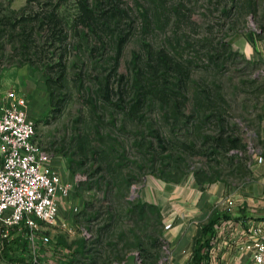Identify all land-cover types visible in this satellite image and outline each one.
Masks as SVG:
<instances>
[{
  "label": "rangeland",
  "instance_id": "obj_1",
  "mask_svg": "<svg viewBox=\"0 0 264 264\" xmlns=\"http://www.w3.org/2000/svg\"><path fill=\"white\" fill-rule=\"evenodd\" d=\"M127 1L138 11L144 6L143 0ZM251 1L257 5L255 14L241 4L225 14L223 6L230 5L231 0L168 2L179 3L181 11H171L172 21L162 34L165 37L176 33L179 38L178 50L190 66L184 91L190 99L182 97L183 114L178 123L159 117L161 109L151 108L144 112L137 126L133 121L123 124L120 117L111 122L108 102H101L99 110L106 114L100 127L101 145L113 143L116 147L112 155L116 175L126 171L137 175L122 190L108 185L106 169L90 174L95 171L89 166L91 162L88 168L73 172L69 155L75 147L64 146L60 140L70 139L85 119H97L86 86L103 74H111L112 83L117 85L119 73L131 65L130 52L141 48L144 40H150L143 30L142 19L137 16L132 27L127 25L130 34L115 70L112 60H106L115 54L111 41L91 53L81 40L82 29L87 28L83 23L75 25L74 21L80 0H0V96L8 88L27 95V110L36 121L41 144L53 153L52 163L62 179L73 185L60 203L57 223L45 225L54 241L72 247L74 256L69 264H193L195 237L215 211L237 215L243 207L249 216L264 215V60L257 55L256 47L257 40L264 36V0ZM52 10L62 18L54 29V23L44 18ZM42 17L46 22L41 31H36ZM24 25L34 29L28 40ZM225 41L232 53L224 50ZM210 51L217 57H210ZM97 58L103 61H96ZM61 69L65 71L62 82L66 84L58 86L53 81ZM79 77L84 82L83 89L78 87ZM206 86L213 87L215 98L208 100L209 107L206 103L201 107L203 112L192 113L198 98H205L206 90L202 88ZM216 109L223 112L221 118L217 114L206 117L212 111L217 112ZM190 113L192 116L188 118ZM147 121L163 129L164 140L159 143L153 137V146L144 153L146 149L136 143L141 134L137 128L143 129L142 124ZM89 125L93 128L92 137L97 140L93 123ZM55 140L58 142L52 143ZM125 148L127 156L122 153ZM141 163L143 166H139ZM100 174L104 178H99ZM165 182L194 185L202 190L203 197L210 189L220 191L211 206L201 208L183 225L189 243L185 240L177 246L170 245L165 236L169 225L166 226L159 207L146 206L144 213L139 209L131 211L138 202H150L142 197L147 187ZM113 204L120 213L117 221L109 214ZM98 212L100 215L95 217ZM113 221L115 224L105 230L104 236L99 235L100 225ZM83 227L90 231L89 237L83 234ZM226 228L223 220L217 222L211 255L205 264H251L245 257L239 263L229 260ZM13 231L12 239L22 233L17 228ZM23 259H28L26 254L19 257L12 251L0 253V264L26 262Z\"/></svg>",
  "mask_w": 264,
  "mask_h": 264
},
{
  "label": "trees",
  "instance_id": "obj_2",
  "mask_svg": "<svg viewBox=\"0 0 264 264\" xmlns=\"http://www.w3.org/2000/svg\"><path fill=\"white\" fill-rule=\"evenodd\" d=\"M137 1V0H136ZM144 6L142 10L138 11L136 7L128 4L127 0H80L79 11L76 15V23H83L87 29H82L81 40L85 43L87 50L91 53H95V50L99 45H104L111 41L115 45V54L111 55L113 66L118 69L120 65L121 56L123 55L124 44L128 40L129 32L126 31V28L132 27L133 22L139 16L142 19L143 30L146 31L147 38L150 40H144L143 46L141 48L133 49L128 58V62L131 63L127 67L126 71L119 73L120 78H118V83L115 86L110 79L111 74H103L101 76H96L95 81H91L90 85L86 86L88 93V100L91 104V110L93 112L97 111V119L93 121H87L85 119L84 125L79 126L75 133L66 139L63 137L60 142L62 145H69L70 148H74L69 155L71 167L73 172L80 171V168L89 165L90 168H93L95 171L90 172H99L101 169H106L108 174V185L113 187H118L122 190L125 189L131 182L133 178H136V174L126 171L125 174L121 173V176L116 175L115 168L113 166L114 157H112L115 146L113 143L107 144L105 147L102 146V141L100 138L103 137V133L100 130L102 123L105 121V112L99 110L101 102L107 105V112L111 115V122H116L120 117L125 124L128 121L137 122L144 115V112L147 109L158 108L161 109L158 112V116L162 118L170 119L172 118L173 124L179 122L182 119V108L181 102L182 97L190 99L184 91L188 85L187 77L189 75V65L185 64L182 59V53L178 50V37L176 33L170 36L163 37L162 32L164 28L172 20L173 12H180V5H169L170 0H143ZM140 4V3H139ZM140 4V5H143ZM241 4L242 7H248L254 14L257 12V5L254 1L246 0L241 3V0H231L230 5L223 6V12L229 13L232 10L234 5ZM136 9V13H135ZM162 14V16H160ZM47 17L48 23H54V27H58L62 23V18L52 10L47 13L44 18ZM43 17L40 19L39 28L36 29L41 31L43 24L46 22ZM129 20V21H127ZM173 23L177 24L175 18H173ZM129 22V23H128ZM264 29V26H262ZM24 35L28 40V36L34 32V29L30 27L28 29L27 25H24ZM103 42V43H102ZM27 42L25 41V44ZM225 49L229 50V53H232L229 43L227 41L223 42ZM90 53L91 58L93 55ZM210 57L215 58V52H209ZM96 61L102 62L101 58H97ZM62 64V62H59ZM64 69V64L62 66ZM61 69L60 74L57 75L56 79L53 82H58V86L66 84L62 82V78L65 74V71ZM80 83L79 88L83 87L82 77H79ZM66 80V79H65ZM55 89V88H54ZM83 89V88H82ZM191 90V89H188ZM202 90H206L205 98H198L197 105L192 113L196 111L197 113L203 112L201 110L202 106L209 107V101H212V98H215L213 93V87L210 86L203 87ZM53 92V91H52ZM219 96V90L217 92ZM216 94V95H217ZM217 95V96H218ZM128 96V98H127ZM116 97V99H114ZM112 103V104H111ZM206 103V104H205ZM116 104V105H113ZM215 108L218 106L213 105ZM100 111V112H99ZM217 112H211L207 114L206 117L213 116L217 114L219 117H222L223 112L221 109H216ZM120 114V115H119ZM192 114L188 115L190 118ZM153 119V118H152ZM184 121L187 118L183 119ZM222 120V119H221ZM93 123V127L97 132L99 137L97 140L92 137L93 128L89 125ZM143 129L138 127L137 131L141 133L136 139L138 146L147 150L150 149L154 144L153 137H156L159 143H162L164 137L162 135L163 129L158 128L156 125H153L151 121H147L142 124ZM109 132V131H108ZM151 134L148 138L147 135ZM108 135H111L108 133ZM115 139H117L115 137ZM58 141H53L56 143ZM127 148L123 150V155L127 156ZM143 152V149H142ZM142 153V154H144ZM121 164V163H120ZM119 164V165H120ZM143 166V164H139ZM87 169H85L86 171ZM99 178H104V175L100 174ZM158 208V206L153 202H138L134 204L133 209H139L142 213L145 212V207ZM160 209V208H159ZM116 205H111L109 209V214L111 217H114V220H118L120 213L117 211ZM240 213L233 215L229 211L217 210L209 218L207 222L202 224L199 234L195 237L194 240V249L192 254L193 264H205L210 258L211 255V246L212 238L216 233V225L218 221H222L228 218H245L249 214L242 207ZM102 212V211H101ZM101 212H98L95 217H98ZM245 214H243V213ZM115 224V221L105 223L99 227V235L104 236V232L108 227H111ZM22 233L20 232L19 236L10 241H7L4 253L12 251L14 255L19 257H24L26 254L28 259H23L29 261L32 257V252L30 250L28 239L26 238L27 227L23 226ZM102 238V237H100ZM99 238V239H100ZM54 241V239H53ZM56 244L60 245L64 251H62L61 262L62 264H69L70 259H73L74 251L71 246H68L61 241H54ZM2 252V253H3ZM25 262V261H21Z\"/></svg>",
  "mask_w": 264,
  "mask_h": 264
},
{
  "label": "built area",
  "instance_id": "obj_3",
  "mask_svg": "<svg viewBox=\"0 0 264 264\" xmlns=\"http://www.w3.org/2000/svg\"><path fill=\"white\" fill-rule=\"evenodd\" d=\"M27 104V95L14 88L0 96V253L13 229L26 226L32 257L23 264H62L64 249L45 225L57 223L60 203L73 185L54 167L53 153L41 144ZM223 221L235 228L229 243L249 255L251 264H264V215ZM82 229L86 237L91 235Z\"/></svg>",
  "mask_w": 264,
  "mask_h": 264
},
{
  "label": "crops",
  "instance_id": "obj_4",
  "mask_svg": "<svg viewBox=\"0 0 264 264\" xmlns=\"http://www.w3.org/2000/svg\"><path fill=\"white\" fill-rule=\"evenodd\" d=\"M256 47L257 55H260L264 60V36L257 40ZM202 193V190L196 186L181 182L153 184L145 189L142 197L147 201L155 203L161 209L164 214L166 226L169 225V229L165 231V236L170 245L177 246V244L185 242V240L189 243L188 233L184 234L183 225L188 218L195 216L197 214L196 212L200 211L201 208L206 209L211 206L218 197L217 195L220 194V191L218 189H210V192L205 197H203ZM233 230L235 228L228 227L225 232V236L227 237L225 248L228 247L229 252H226L229 255V260L234 263H239V259L245 257V260L249 258L251 261L249 255L243 254L236 246L229 243V238ZM226 254H224L225 257L227 256ZM19 263L23 264V262H6L5 264Z\"/></svg>",
  "mask_w": 264,
  "mask_h": 264
}]
</instances>
